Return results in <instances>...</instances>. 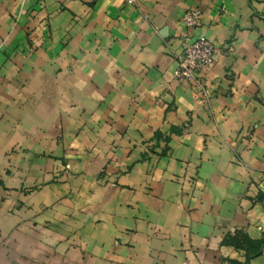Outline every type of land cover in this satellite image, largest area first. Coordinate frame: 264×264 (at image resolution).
<instances>
[{
  "label": "crops",
  "instance_id": "obj_1",
  "mask_svg": "<svg viewBox=\"0 0 264 264\" xmlns=\"http://www.w3.org/2000/svg\"><path fill=\"white\" fill-rule=\"evenodd\" d=\"M0 264H264V0H0Z\"/></svg>",
  "mask_w": 264,
  "mask_h": 264
},
{
  "label": "built area",
  "instance_id": "obj_2",
  "mask_svg": "<svg viewBox=\"0 0 264 264\" xmlns=\"http://www.w3.org/2000/svg\"><path fill=\"white\" fill-rule=\"evenodd\" d=\"M201 14L200 9L193 8L187 10L183 16V22L188 30L183 35V53L174 71L176 79L180 82L194 80L197 72L208 68L215 61L217 47L214 42L204 35L193 36L190 32L199 24Z\"/></svg>",
  "mask_w": 264,
  "mask_h": 264
},
{
  "label": "rangeland",
  "instance_id": "obj_3",
  "mask_svg": "<svg viewBox=\"0 0 264 264\" xmlns=\"http://www.w3.org/2000/svg\"><path fill=\"white\" fill-rule=\"evenodd\" d=\"M66 170H68V168H67ZM104 172H105V171L103 170V171L101 172L100 176H102Z\"/></svg>",
  "mask_w": 264,
  "mask_h": 264
}]
</instances>
